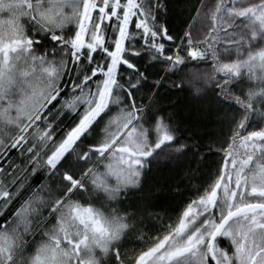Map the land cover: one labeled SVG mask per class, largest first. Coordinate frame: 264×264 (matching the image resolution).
<instances>
[{
    "label": "snow or ice",
    "instance_id": "snow-or-ice-1",
    "mask_svg": "<svg viewBox=\"0 0 264 264\" xmlns=\"http://www.w3.org/2000/svg\"><path fill=\"white\" fill-rule=\"evenodd\" d=\"M0 264H264V0H0Z\"/></svg>",
    "mask_w": 264,
    "mask_h": 264
},
{
    "label": "trees",
    "instance_id": "trees-1",
    "mask_svg": "<svg viewBox=\"0 0 264 264\" xmlns=\"http://www.w3.org/2000/svg\"><path fill=\"white\" fill-rule=\"evenodd\" d=\"M213 159H216V157H213ZM34 180H36V182H38L37 178H34ZM195 184V181L193 182V185ZM192 188L191 191L185 190V196L183 197L184 199H187L188 197L191 198H195V191H194V187L189 186ZM180 199L181 198H173L171 196L168 197H162L161 202L163 204V206L165 208H167L168 212L170 215L173 216V220L175 219L176 213L173 211L174 209H177L179 207V210L182 211L183 209V205L180 203ZM168 221L165 220V223H167Z\"/></svg>",
    "mask_w": 264,
    "mask_h": 264
},
{
    "label": "rangeland",
    "instance_id": "rangeland-1",
    "mask_svg": "<svg viewBox=\"0 0 264 264\" xmlns=\"http://www.w3.org/2000/svg\"><path fill=\"white\" fill-rule=\"evenodd\" d=\"M191 71H193V72H194V71H195V68H192V69H191Z\"/></svg>",
    "mask_w": 264,
    "mask_h": 264
}]
</instances>
